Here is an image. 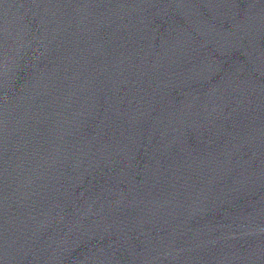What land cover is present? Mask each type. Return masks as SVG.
<instances>
[{
	"label": "water",
	"instance_id": "obj_1",
	"mask_svg": "<svg viewBox=\"0 0 264 264\" xmlns=\"http://www.w3.org/2000/svg\"><path fill=\"white\" fill-rule=\"evenodd\" d=\"M0 264H264V0H0Z\"/></svg>",
	"mask_w": 264,
	"mask_h": 264
}]
</instances>
